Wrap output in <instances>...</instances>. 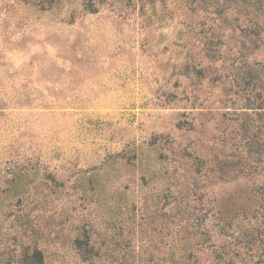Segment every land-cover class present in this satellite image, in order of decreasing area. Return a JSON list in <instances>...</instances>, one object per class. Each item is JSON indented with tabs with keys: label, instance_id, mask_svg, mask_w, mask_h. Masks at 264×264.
I'll use <instances>...</instances> for the list:
<instances>
[{
	"label": "rangeland",
	"instance_id": "obj_1",
	"mask_svg": "<svg viewBox=\"0 0 264 264\" xmlns=\"http://www.w3.org/2000/svg\"><path fill=\"white\" fill-rule=\"evenodd\" d=\"M234 5L0 0V264H264V154L230 157Z\"/></svg>",
	"mask_w": 264,
	"mask_h": 264
},
{
	"label": "trees",
	"instance_id": "obj_2",
	"mask_svg": "<svg viewBox=\"0 0 264 264\" xmlns=\"http://www.w3.org/2000/svg\"><path fill=\"white\" fill-rule=\"evenodd\" d=\"M233 4H242L246 8L243 15L249 23L243 29H232L233 34L238 31L239 35L230 48L231 56L226 59L230 63V72L239 79L237 86H242V95L238 96L242 102L239 108L242 114L236 125L241 134H235L234 154L230 156L235 159L234 170L239 172L240 167L254 170L255 164L261 163L259 158L264 154V0H233ZM231 10L238 13L236 7ZM218 14L222 15L223 12L219 11ZM199 42L206 58L214 63L215 56L221 54L222 44H213L211 38L205 36L200 37ZM241 53L245 55L241 56ZM238 102L234 101L233 104ZM252 156L258 160L256 157L251 159ZM23 257L27 264H42V255L37 249L32 252L25 250ZM171 264H178V261H172Z\"/></svg>",
	"mask_w": 264,
	"mask_h": 264
}]
</instances>
